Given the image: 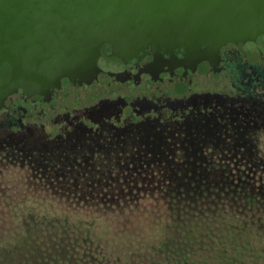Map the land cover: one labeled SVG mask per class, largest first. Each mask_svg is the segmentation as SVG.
<instances>
[{
	"label": "rangeland",
	"instance_id": "374dc122",
	"mask_svg": "<svg viewBox=\"0 0 264 264\" xmlns=\"http://www.w3.org/2000/svg\"><path fill=\"white\" fill-rule=\"evenodd\" d=\"M64 126L30 124L14 135L0 132L2 146L16 141L19 148L13 150L19 162L5 152L8 158L0 162V264H139L169 239L163 237L162 217L141 235L144 218L171 209L162 200L168 180L188 175L164 169L180 163L183 154L157 159L154 150L180 151L189 144L188 132L177 126L90 133ZM249 128L257 141L215 140L216 148L236 156L228 160L210 152L215 155L210 169L198 167L190 171L192 177L228 175L251 184L249 190H264V123ZM220 159L232 163L229 171H221Z\"/></svg>",
	"mask_w": 264,
	"mask_h": 264
},
{
	"label": "water",
	"instance_id": "95a60500",
	"mask_svg": "<svg viewBox=\"0 0 264 264\" xmlns=\"http://www.w3.org/2000/svg\"><path fill=\"white\" fill-rule=\"evenodd\" d=\"M229 45L264 65V0H0V111L46 114L76 87L208 89Z\"/></svg>",
	"mask_w": 264,
	"mask_h": 264
},
{
	"label": "flooded vegetation",
	"instance_id": "af4514ba",
	"mask_svg": "<svg viewBox=\"0 0 264 264\" xmlns=\"http://www.w3.org/2000/svg\"><path fill=\"white\" fill-rule=\"evenodd\" d=\"M161 53L167 56L164 50ZM176 54L180 56L177 51ZM100 63L103 67L110 66L111 56L104 54ZM218 70L222 73L220 84L211 85L208 89L174 86L171 89L151 88L149 91L104 92L91 97L85 88H72L64 91L61 99L50 101L46 114L43 110L29 113L12 100L0 111V132L14 135L30 124L50 127L63 124L66 130L78 128L82 129L78 131L90 133L120 129L126 132L169 131L180 126L188 132L185 138L192 137L194 133L205 134L204 143L234 139V143L241 145L239 141L244 138L252 144L257 141V135L249 127L254 126L255 130L264 123V65L252 57H245L240 47L229 45L221 53ZM162 123H169V126H162ZM235 133L239 136L233 135ZM7 143L6 146L0 143V162L2 157L8 158L2 156L4 152L19 162V157L15 156L18 153L13 151L14 148L19 149L18 143ZM252 148L254 146L249 152L254 154ZM245 150L248 152L249 148ZM9 151L13 152L10 154ZM235 156L229 150L221 158L233 160Z\"/></svg>",
	"mask_w": 264,
	"mask_h": 264
},
{
	"label": "trees",
	"instance_id": "16d2710c",
	"mask_svg": "<svg viewBox=\"0 0 264 264\" xmlns=\"http://www.w3.org/2000/svg\"><path fill=\"white\" fill-rule=\"evenodd\" d=\"M206 137L192 134L189 144L183 143L180 151L170 147L156 154L154 150L157 159L165 158L164 155L179 158L183 154L180 163H168L164 169L184 170L188 175L168 180L169 190L162 200L171 209L144 218L147 228H141V235L156 228V219L160 223L162 217L163 237L169 239L158 244L154 253L139 264H264V190H249L251 184L228 175L192 177L190 171L198 167L210 169V158L215 156L210 152L219 157L227 154L216 148L215 140L204 143L202 139ZM220 162L221 171L233 166L223 159Z\"/></svg>",
	"mask_w": 264,
	"mask_h": 264
}]
</instances>
